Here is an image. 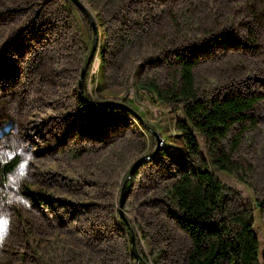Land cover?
<instances>
[{"label":"rangeland","instance_id":"1","mask_svg":"<svg viewBox=\"0 0 264 264\" xmlns=\"http://www.w3.org/2000/svg\"><path fill=\"white\" fill-rule=\"evenodd\" d=\"M81 1L98 31L82 96L93 31L72 5L82 11L68 0H0V264H131L130 248L136 264H175L181 231L163 214L162 188L186 162L209 159L198 135L200 156L187 153L176 128L182 111L142 82L168 81L177 55L197 61L202 95L258 98L223 142L237 172L208 165L235 193L232 207L251 208L264 264V0ZM146 124L158 132L160 154ZM149 155L122 206L133 243L120 223L122 185Z\"/></svg>","mask_w":264,"mask_h":264},{"label":"trees","instance_id":"2","mask_svg":"<svg viewBox=\"0 0 264 264\" xmlns=\"http://www.w3.org/2000/svg\"><path fill=\"white\" fill-rule=\"evenodd\" d=\"M72 8L81 20H86L82 12L73 5ZM98 55L102 59V46ZM175 63L173 71L167 73L168 81L159 83L146 79L142 85L162 103L182 111L184 118L176 121V128L187 153L200 156L198 135L206 145L209 159V162L202 163L186 162L187 165L178 168L162 188L166 207L163 214L181 231L175 264H259V240L252 228L251 208L242 203L232 207L235 193L220 182L208 165L228 174L237 172V164L232 160V154L226 152L223 142L236 124L251 118L249 111L258 98L232 91L202 95L195 84L197 61L177 55ZM100 75L104 77L103 72ZM130 106L141 114L133 104ZM96 108L104 111L116 109L108 106ZM147 125L144 126L146 134L152 135L153 128ZM236 144L234 142V147ZM17 164V159L4 164L2 173H10ZM120 223L127 227L123 221ZM129 250L131 264H136L132 248Z\"/></svg>","mask_w":264,"mask_h":264},{"label":"water","instance_id":"3","mask_svg":"<svg viewBox=\"0 0 264 264\" xmlns=\"http://www.w3.org/2000/svg\"><path fill=\"white\" fill-rule=\"evenodd\" d=\"M71 1L86 16L87 20L89 21V23L91 25L92 31H93V45H92V49L90 51L89 56L87 57V60L85 62L84 67L82 68V72H81V76H80L79 84H78L79 90H80V94L82 96L83 82H84V79H85L86 71H87V68L90 65V62L93 59V56H94L95 51H96V46H97V41H98V31H97L95 20L93 19L90 11L87 9V7L84 5V3L81 0H71ZM84 100H85L86 103H88L91 106L96 105V106L119 107V108H121L123 110H126V111L131 112L134 115H136L135 111L130 106H128L127 104L122 103L120 101H115V100H88V99H85V98H84ZM153 134L156 137V141H157L156 151H158L159 142H160L159 137H158V132L153 130ZM150 157H151V155L144 156V157H141L138 160H136V162L131 166V168L129 170V173H128V175H127V177L124 180V183L122 185L119 213H120V216L125 221V223L127 224V226L129 227L130 237H131V240H132L133 243H134V232H133L132 228L128 225V223L126 222V219H125V217L123 215L122 206L124 204L125 195L129 191V188H127V183L129 181V179L131 178V176H132L133 172L136 170V168H138L141 164L144 163L145 160L149 159ZM139 264H142V263H139Z\"/></svg>","mask_w":264,"mask_h":264},{"label":"clouds","instance_id":"4","mask_svg":"<svg viewBox=\"0 0 264 264\" xmlns=\"http://www.w3.org/2000/svg\"><path fill=\"white\" fill-rule=\"evenodd\" d=\"M0 243H2V240H0Z\"/></svg>","mask_w":264,"mask_h":264}]
</instances>
